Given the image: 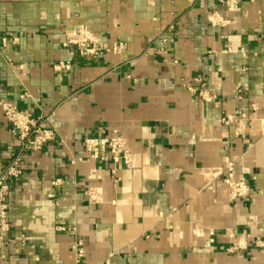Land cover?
<instances>
[{
    "label": "crops",
    "instance_id": "crops-1",
    "mask_svg": "<svg viewBox=\"0 0 264 264\" xmlns=\"http://www.w3.org/2000/svg\"><path fill=\"white\" fill-rule=\"evenodd\" d=\"M80 25L124 51L80 56ZM0 101L56 131L6 183L0 264H264V0H0ZM113 131L131 167L86 151ZM16 149L0 110V173Z\"/></svg>",
    "mask_w": 264,
    "mask_h": 264
},
{
    "label": "built area",
    "instance_id": "built-area-1",
    "mask_svg": "<svg viewBox=\"0 0 264 264\" xmlns=\"http://www.w3.org/2000/svg\"><path fill=\"white\" fill-rule=\"evenodd\" d=\"M228 11H234L237 0H218ZM228 21L216 15L213 19L215 25H225ZM65 45L76 48L82 57H103L109 53L120 54L125 49L121 41L106 44L102 38L84 25H80L69 33ZM69 62H59L55 65L57 70L69 68ZM0 110L4 116L8 130L17 141L15 155L9 160L0 173V243L4 233L8 230V205L6 202V183L9 179L20 175L23 163V154L29 151L41 150L45 144L56 137V131L48 124L50 115H33L27 110L18 108L9 101H0ZM243 116V115H241ZM226 120H233L229 117ZM84 147L92 158L111 159L113 163H122L131 167L134 163L133 154L128 150L125 141L116 131L109 136L88 137L84 140ZM114 172V169L112 170ZM233 198L244 197L248 188L243 181L234 179L232 167H227L224 179ZM237 249L232 245L231 250ZM78 254H81L79 249Z\"/></svg>",
    "mask_w": 264,
    "mask_h": 264
}]
</instances>
